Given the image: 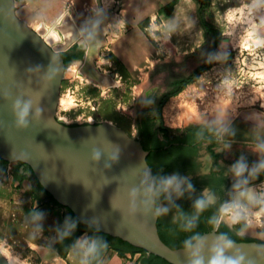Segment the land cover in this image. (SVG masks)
Here are the masks:
<instances>
[{
    "label": "water",
    "instance_id": "1",
    "mask_svg": "<svg viewBox=\"0 0 264 264\" xmlns=\"http://www.w3.org/2000/svg\"><path fill=\"white\" fill-rule=\"evenodd\" d=\"M116 16V11H108L100 1L99 11L90 17L79 16L74 7H70L51 29L45 22L34 29L16 14L15 0H0V157L7 162H19L12 169L14 185L23 175L29 174L34 190L40 184L53 200L65 208L63 224L72 212L80 223L96 231L118 237L171 264H190V249L173 248L162 239L159 217L154 215L157 199L154 203L145 204L149 199L145 190L156 181L147 159L149 151L138 133L130 134L106 121H76L77 124H73L75 122L66 123L57 118L63 78L74 75L67 70L62 53L75 44L83 48L80 53L84 58L72 62L81 64V74L104 88L115 85V73L101 71L96 60L107 44L108 24L116 20ZM81 32L89 41L88 51L83 38L77 42ZM70 42L72 44L68 47ZM149 95L157 100L159 87L152 86L140 93L134 109L136 119L148 113L144 102ZM18 97L33 102L29 123L24 128L16 126L11 108L13 100ZM37 108L40 109L38 117L35 116ZM154 108L155 105L150 107L152 130ZM229 132L237 136H230ZM221 136L223 140L263 145L264 126L242 122L238 116ZM246 136H256L259 140ZM94 149L101 153L99 160L92 159ZM237 150L250 155L256 162L264 158V147L235 143L228 145L227 156L232 158ZM204 154L203 159L209 162V155ZM21 163L29 165L31 170L21 166ZM20 166L22 175L18 178L16 172ZM230 167L231 174L235 175L233 166ZM252 168L251 164H246L244 173L248 175ZM247 187L253 188L259 195L256 184ZM132 188L137 189L134 212L131 211L133 201L129 196ZM168 194L172 198L177 195L171 190ZM43 201L50 202V198L45 197ZM43 201L40 202L35 193L33 206ZM146 206L147 212L144 211ZM165 206L169 207V211L162 215L163 221L173 223L176 213L171 205L162 203L160 207ZM249 207L258 208L259 205L251 204ZM221 225L225 224L221 221L201 235L204 240L201 255L205 262L211 254L212 245L222 234L218 231ZM62 228L57 246L37 247L43 259L55 264H67L58 253ZM169 238L173 243L181 240L177 234ZM230 240L232 247L226 249L225 255L242 256L241 264H264V241ZM102 256L92 264H98ZM145 257L139 260L140 264ZM0 264H11L1 251Z\"/></svg>",
    "mask_w": 264,
    "mask_h": 264
},
{
    "label": "rangeland",
    "instance_id": "2",
    "mask_svg": "<svg viewBox=\"0 0 264 264\" xmlns=\"http://www.w3.org/2000/svg\"><path fill=\"white\" fill-rule=\"evenodd\" d=\"M100 1L108 11H116L117 16L108 24L111 29L107 44L101 49L102 55L96 60V65L103 72L115 73V85L104 88L79 70L74 72L72 67L77 64H70L67 70L74 75L63 78L57 110L59 120L66 123L106 121L136 134L134 109L138 96L142 91L158 86L160 96L155 103L153 128L160 121L176 131L189 125L226 127L236 117L245 115L248 123L264 126V81L248 68L254 54L247 46L253 42L246 31V17L256 8L249 12L246 6L253 0H211L203 12L207 28L202 24L197 0H144L140 9L128 7L130 0H15V9L18 17L32 28L37 29L45 22L51 29L70 7H74L79 16L90 17L99 11ZM169 7H172L171 13L167 12ZM260 7L264 12V6ZM262 20L259 17L258 23L264 28ZM169 24H175L174 29L169 30ZM128 34L132 40L130 43L139 45L144 51L139 59L143 60L140 68L132 69L128 64L127 58L134 60L129 53L122 58L115 51L117 38ZM217 40L211 66L198 72L178 94L170 97L162 107L161 119L156 118L158 101L176 88L179 79L208 64ZM221 103L227 104L224 110L226 118L221 125H215L213 121ZM248 138L259 140L256 136ZM17 164L19 162H9L5 170V176L10 175L11 184L5 195L7 203L0 207V249L27 264H55L43 259L38 246L33 244L36 241L31 237L32 232H36L34 237L39 236L35 226H28V222L24 224L25 218L18 216L20 211H24L25 217L34 216L38 206H33L35 190L29 174L23 175L17 185L13 184L12 169ZM259 191L264 193V183L260 184ZM249 208L256 211L259 207ZM64 211L62 207L55 211L59 214L60 229ZM223 223L238 234L244 228L240 235L264 241V225L254 223L244 227L243 223L235 226ZM94 236L93 231L79 233L73 244L64 247L60 255L67 260L71 253L81 262L85 256L76 242L80 239L92 241ZM138 253L139 260L147 256L146 252Z\"/></svg>",
    "mask_w": 264,
    "mask_h": 264
},
{
    "label": "flooded vegetation",
    "instance_id": "3",
    "mask_svg": "<svg viewBox=\"0 0 264 264\" xmlns=\"http://www.w3.org/2000/svg\"><path fill=\"white\" fill-rule=\"evenodd\" d=\"M83 48L76 44V46L66 53L67 56L75 57L72 61L82 59L81 56ZM62 53V54H63ZM70 66V65H69ZM154 99V100H153ZM148 96L144 102V106L148 113L145 117H137V133L138 137L142 140L144 147L149 151L147 159L153 169L155 181L158 183L163 177H171L176 175L181 183L182 195H176L171 197V200L166 199L169 196L168 193H162L157 199V206H161L162 203L171 205L176 213L183 212L189 217L195 214L193 208V202L202 198L208 194H211L214 198V203L210 204L203 212L199 213L197 217L208 215L209 212L218 216V209L221 204L227 201H231L234 198V193L237 191L233 188V185L247 178L248 183L244 187L250 184H256L258 190L260 184L264 183V169H261L256 177L253 179L248 177L249 174L243 173L241 177L232 175V168L238 160L243 159L246 164L251 166L258 165L260 162L254 161L250 155L246 154L242 150H237L232 158L227 156L228 145L235 143L238 145H260L250 142H239L232 140H223L222 133L217 136L213 125H189L181 130H173L171 132L162 133L158 131L160 123L154 124V129H150V107L155 105L156 99ZM229 125V124H228ZM227 125V126H228ZM226 126V127H227ZM225 127V128H226ZM211 129V130H210ZM263 146V145H260ZM204 153L209 155V162L203 159ZM264 160V158H263ZM25 167L30 166L22 164ZM7 165L0 163V175L5 174ZM192 185V188L187 187L188 184ZM36 195L39 194L40 198L44 200L47 197L41 190L35 191ZM260 194V191H259ZM176 222H165L163 216L158 219V224L162 226L164 232H167L169 226L174 227L179 224ZM66 235L62 228L61 241L66 237H72L74 234L80 232L79 227L69 228L71 224L70 215L66 219ZM187 231V230H186ZM93 240L96 241V250L90 254L89 264L97 261L105 252L106 248L114 246L98 236H94ZM119 252V251H118Z\"/></svg>",
    "mask_w": 264,
    "mask_h": 264
},
{
    "label": "clouds",
    "instance_id": "4",
    "mask_svg": "<svg viewBox=\"0 0 264 264\" xmlns=\"http://www.w3.org/2000/svg\"><path fill=\"white\" fill-rule=\"evenodd\" d=\"M264 6V0H254V2L251 5H247L246 7L249 8V12H251L252 9H255L257 7ZM262 24H264V20L261 21ZM175 24H169L168 29H174ZM257 25H252V31L253 35H255V29ZM91 36V34H90ZM83 43V42H82ZM260 43H262L259 39H257L252 46L256 47L259 46ZM86 51H88L87 46ZM225 83H227L225 81ZM33 102L29 99H23V98H16L13 100L11 108L12 112L15 118V124L19 128L27 127L29 123V114L32 109ZM40 109L37 108L35 111V116H39ZM226 118V113L224 111L223 106L220 107L219 113L217 115V118L215 121H213V124L215 125H221V122ZM211 130V129H210ZM226 131V128L223 126L217 127L215 129L216 135L219 136L221 133ZM264 147V146H261ZM101 156V153L99 150H93L92 152V159L93 160H99ZM113 160L116 159L115 155L112 157ZM246 169V162L243 159L238 160L233 165V171L235 173L236 177H241ZM264 169V160H261V162L258 165L253 166L251 171L249 172V176L253 179L256 177L257 173ZM181 180L176 176L173 175L171 177H163L159 180V182H153L151 186H149L145 190V195L149 198L147 201H145V204L154 203L156 199L159 198V196L162 193H169L170 190L173 192H176L177 195H182L183 192L180 188ZM248 183L247 178L238 180L236 184L233 185V188L236 189V195L231 201L224 202L220 205L218 209V216L213 217L211 223L213 225L219 224L221 221L227 223L230 226H235L237 224L243 223L244 227H248L253 225L254 223L257 225H264V193H260L259 195L255 192V190L251 187L245 188L244 185ZM189 189L192 188V185L189 183L187 185ZM137 195V189L132 188L129 192L130 199L133 201V205L131 208V211H135V198ZM166 199L171 200L170 195L165 197ZM247 201V203H245ZM214 203V198L211 194H208L202 198H198L193 202V208L195 210V214L189 217L187 214L183 212H178L177 216L173 218V222L180 221V227L183 230L191 231V229L195 226V220L197 218V215L201 212H203L210 204ZM256 204L259 205V208L256 211H252L249 208V205ZM144 211H148V207L146 206L144 208ZM169 211V207H159L156 206L154 208V215L156 217H160L162 215L167 214ZM35 218H39L37 215ZM76 223L73 221L71 224H69V228H75ZM244 228H241L239 230L240 234H243ZM67 234V233H66ZM76 246L78 248L83 249V254L85 257H88L91 253L95 252L96 250V241L92 240L89 241L88 239H80L77 240ZM204 246V240L200 236V234L196 233L187 238L184 241V248L185 250H191L190 252V264H241L243 257L237 256L232 257L225 255L226 249H229L232 247V241L230 239H226L224 234H221L220 237L217 238V241L212 245L210 249V256L205 262L204 256L201 255V251ZM81 264H88L87 259H83L81 261Z\"/></svg>",
    "mask_w": 264,
    "mask_h": 264
},
{
    "label": "trees",
    "instance_id": "5",
    "mask_svg": "<svg viewBox=\"0 0 264 264\" xmlns=\"http://www.w3.org/2000/svg\"><path fill=\"white\" fill-rule=\"evenodd\" d=\"M197 3H198V10L201 13L202 24L205 28H207L208 26L204 20L203 12L206 9V7L210 5L211 0H197ZM167 12L171 13L172 7H169ZM217 44H218V40L216 42V45L214 46V48L212 49V51L210 53V56H209L210 58H209L208 64H206L204 66H200L199 68L194 70L189 76H186V77L179 79L176 88L173 91H169L166 94H164V96L158 101L156 118L161 119L162 107L165 105V103L168 101V99L170 97L178 94L188 83H190L192 81V79L195 77V75L198 72L203 71L204 69H207L208 67L211 66V62L213 60ZM81 56H82V54H81ZM63 57L65 60L66 66H69L72 63V61L75 59V57L67 56L66 53H63ZM85 123H88V122H85ZM159 123H160V125L158 127L159 132L166 133V132L173 131V129L170 128L169 126L165 125L163 121L162 122L160 121ZM73 124H77V122H75ZM0 163L3 165H7L9 162L3 160L0 157ZM16 173H17L18 178H20L22 175L21 166L17 169ZM38 189L41 190L47 197L50 198V202H49L50 204H54L56 206L64 208L63 206L59 205L55 200H53L51 195L48 194L42 188V186L40 184L37 185V189L35 191H38ZM36 196L40 202L43 201L40 198L39 194H37ZM70 217H71V222L75 221L76 226L79 227L80 232L74 234L72 237H66L65 240L60 242V246H71L79 233H81L83 231H93L96 236L105 239L108 242V244L112 243L114 248H116L121 254H124V253L129 252V251L130 252H146L147 256L141 260V264H171V263L167 262L165 259H163L157 255H154V254H149L146 250L141 249V248H137V247L129 244L128 242H126V241H124L118 237H112V236L105 234L103 232L96 231L95 229H93L90 226L83 225L82 223H80L78 221V219L74 216V214L72 212H70ZM213 217H216V215L214 213H211V212H209L205 218H204V216L200 215L199 217L196 218L195 226L191 229V231H186V230L181 229L180 222L178 225H176L174 227L169 226L166 230L167 232L163 231L162 226L159 223L158 224L159 231H160L162 239L167 244H169L171 247H173V248L184 247V241L187 238H189L190 236H192L193 234L198 233L201 236L203 233L212 230V228L214 227V225L211 223ZM67 224L68 223H66V222L63 224V230L65 231L64 235H66ZM218 231L221 232L222 234H224L225 236H227L228 238L233 239V240H237V241L256 240V239H252V238H248L246 236L240 235L237 232L232 231L231 229H229L225 225H221L219 227ZM176 234L179 235V239H181L179 243H173L172 240L169 238L170 235L172 236V235H176Z\"/></svg>",
    "mask_w": 264,
    "mask_h": 264
},
{
    "label": "crops",
    "instance_id": "6",
    "mask_svg": "<svg viewBox=\"0 0 264 264\" xmlns=\"http://www.w3.org/2000/svg\"><path fill=\"white\" fill-rule=\"evenodd\" d=\"M141 1L144 2V0H130L127 6L130 7L131 9L132 7L136 9H140V5L142 4ZM145 2H150V0H145ZM117 39L118 40H116L117 43H116L115 51L118 52L119 56L122 55L121 56L122 58L127 56L129 53L130 57H132V59L134 60L132 61L131 59L127 58L126 61H128V64L130 63L132 69L140 68L139 65L143 62V60L141 62L139 59L141 58V56H143L144 51H142L141 48H139V45L135 46L134 44L130 43L132 42V40L129 34L121 35ZM9 184H11L10 175L9 174L8 176H5V174L1 175L0 176V207L1 206L5 207L7 203V198L5 197V195L8 191ZM59 208H60L59 206L43 201L38 205L36 214H34V216L29 215L25 217L23 214L24 211H20L21 214L18 212V216L20 218L26 219V220L24 219L23 221L24 224H27L28 222V226H35L34 227L35 230L37 229L38 231L37 235L39 236L37 237L33 236V233L36 232H32L31 237L34 239V241H36L33 244H36L37 246L43 245L48 247H55L58 245L61 229L59 224V214L58 212L55 211ZM11 209H13V207ZM52 209H55V211H53ZM25 212L27 211L25 210ZM37 215L39 216L38 219L35 218ZM91 240H93V238ZM64 247L66 246H61L58 249L59 254L61 253V250ZM138 254H139L138 252H130V251L121 254L120 252H118L116 248L108 247L98 264H140L138 259ZM66 259H67L66 261L69 264H81V262L77 260L76 257H74V255L71 253L67 255ZM84 259H87L89 264L90 255L88 257H85Z\"/></svg>",
    "mask_w": 264,
    "mask_h": 264
},
{
    "label": "bare ground",
    "instance_id": "7",
    "mask_svg": "<svg viewBox=\"0 0 264 264\" xmlns=\"http://www.w3.org/2000/svg\"><path fill=\"white\" fill-rule=\"evenodd\" d=\"M254 2V0H253ZM252 2V3H253ZM261 7H257L255 11L252 12V14H247L246 17V22H248V28H247V32H248V38H250L252 40V42L254 43L257 39H259L262 43H260L259 46H256L253 48L252 45H249L250 43H248L247 46H249L252 54H254L251 63L248 64V68L251 69L250 72L254 73L256 75V77H258V79L263 80L264 81V28L263 26H261L258 23V18L260 17L261 19L264 20V12H262V10L260 9ZM247 10V9H246ZM244 17V16H243ZM260 22V21H259ZM111 24V23H110ZM256 24L257 27L255 29V35H253V31H252V25ZM110 28V27H109ZM111 29V28H110ZM244 29V28H243ZM83 38L85 41L86 46H89V41L88 39L85 38V36L82 34L81 32V37H79V39L77 40V42L80 41V39ZM108 40V39H107ZM76 42V43H77ZM252 43V44H253ZM72 42L68 43V47L69 45H71ZM66 46V47H67ZM102 52V51H101ZM102 55V54H101ZM81 67V64L79 65H74L72 67V70L74 72H77ZM81 73V72H80ZM99 84V83H98ZM59 106V105H58ZM223 106L224 110L227 108V104L226 103H221L219 104V107ZM254 115V114H253ZM240 120L243 122H249V119L247 117V115L245 116H241ZM260 121V120H259ZM132 133V132H131ZM230 136H234L236 137L237 135L233 132H229L228 133ZM256 141V140H255ZM0 251L8 258L9 262L11 264H27L24 260L13 256L10 257L8 256V254H6L2 249H0Z\"/></svg>",
    "mask_w": 264,
    "mask_h": 264
}]
</instances>
